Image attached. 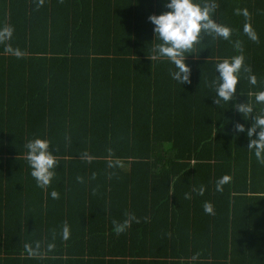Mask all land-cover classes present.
<instances>
[{
    "label": "trees",
    "instance_id": "1",
    "mask_svg": "<svg viewBox=\"0 0 264 264\" xmlns=\"http://www.w3.org/2000/svg\"><path fill=\"white\" fill-rule=\"evenodd\" d=\"M164 5L0 0V264H264V164L235 131L254 114L232 107L264 90V0H215L230 36L202 33L184 85L148 57ZM236 55L257 85L242 72L217 105L215 65ZM34 138L57 161L44 189L25 159Z\"/></svg>",
    "mask_w": 264,
    "mask_h": 264
},
{
    "label": "clouds",
    "instance_id": "2",
    "mask_svg": "<svg viewBox=\"0 0 264 264\" xmlns=\"http://www.w3.org/2000/svg\"><path fill=\"white\" fill-rule=\"evenodd\" d=\"M164 11L160 14H153L148 17L149 22L154 26V41L152 54L148 56L151 61L166 59L173 66L170 70V77L177 84L184 85L189 82L190 66L185 62L186 53H189L195 44L201 40L202 33L215 35L228 39L230 28L218 23L213 13L215 11V0H165ZM237 14L242 15L247 20V10H236ZM243 32L251 40H256V33L246 22L243 25ZM158 41V42H157ZM155 42V43H154ZM235 47L239 48V42ZM244 57L236 55L231 58L223 59L216 63V81L213 82L215 89V103L219 105L221 101L229 103L235 99L237 85L241 82L242 72L247 73L249 85H257V78L251 73L249 68L243 67ZM232 107L248 120L251 114V126L245 127L242 123L235 125L237 133H244L249 140L248 150L255 156L260 164H264V90L257 91L252 101L233 104ZM254 137V138H253ZM24 148L25 159L29 168L30 175L36 181L37 187L47 188L53 177L57 161L54 154L50 151V144L47 139H29ZM229 181L228 176H222L216 181V191H222V187ZM197 191L199 195L204 194V187L201 186ZM50 196L55 199L58 194L52 191ZM186 198H188L186 194ZM205 213H211L212 207L209 203L203 205ZM127 226V221L121 226ZM63 238H68V229L64 227ZM39 247V245H37ZM29 255H33L32 249L25 245Z\"/></svg>",
    "mask_w": 264,
    "mask_h": 264
}]
</instances>
